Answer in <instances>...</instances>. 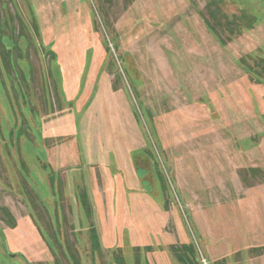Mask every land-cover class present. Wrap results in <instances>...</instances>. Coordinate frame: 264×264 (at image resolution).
Masks as SVG:
<instances>
[{
    "label": "rangeland",
    "instance_id": "1",
    "mask_svg": "<svg viewBox=\"0 0 264 264\" xmlns=\"http://www.w3.org/2000/svg\"><path fill=\"white\" fill-rule=\"evenodd\" d=\"M0 264H264V0H0Z\"/></svg>",
    "mask_w": 264,
    "mask_h": 264
},
{
    "label": "water",
    "instance_id": "2",
    "mask_svg": "<svg viewBox=\"0 0 264 264\" xmlns=\"http://www.w3.org/2000/svg\"><path fill=\"white\" fill-rule=\"evenodd\" d=\"M12 257H15L14 255H11Z\"/></svg>",
    "mask_w": 264,
    "mask_h": 264
}]
</instances>
